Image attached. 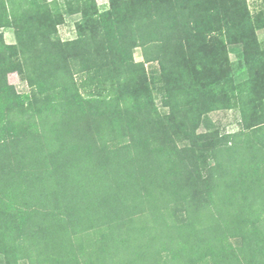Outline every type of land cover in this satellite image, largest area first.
Returning a JSON list of instances; mask_svg holds the SVG:
<instances>
[{"label":"trees","instance_id":"trees-1","mask_svg":"<svg viewBox=\"0 0 264 264\" xmlns=\"http://www.w3.org/2000/svg\"><path fill=\"white\" fill-rule=\"evenodd\" d=\"M0 27V264H264V8L0 0Z\"/></svg>","mask_w":264,"mask_h":264},{"label":"rangeland","instance_id":"rangeland-1","mask_svg":"<svg viewBox=\"0 0 264 264\" xmlns=\"http://www.w3.org/2000/svg\"><path fill=\"white\" fill-rule=\"evenodd\" d=\"M109 0H97L100 5H105ZM249 4L252 10H260L264 8V0H249ZM81 18V14H75L71 16L67 22L61 26L62 36L66 39L73 38L75 36V22ZM0 31L5 32V38L7 42L12 43L15 42L14 31L11 28H1ZM260 37L264 39V30L259 32ZM239 45H233L230 47L231 56L233 59L236 58V52L239 50ZM136 60H143L142 50L141 48H137L135 51ZM9 81L11 84H14L19 93L27 92L29 90L28 84L21 79L18 73H10ZM237 112L233 110L229 111H219L212 114V117L215 121L220 123L226 130L234 131L238 129V123L236 120Z\"/></svg>","mask_w":264,"mask_h":264}]
</instances>
